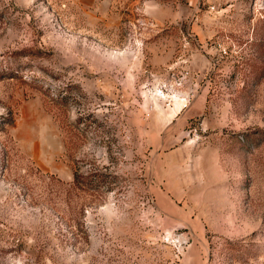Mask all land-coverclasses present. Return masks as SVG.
I'll list each match as a JSON object with an SVG mask.
<instances>
[{
    "label": "rangeland",
    "instance_id": "1",
    "mask_svg": "<svg viewBox=\"0 0 264 264\" xmlns=\"http://www.w3.org/2000/svg\"><path fill=\"white\" fill-rule=\"evenodd\" d=\"M0 264H264V0H0Z\"/></svg>",
    "mask_w": 264,
    "mask_h": 264
},
{
    "label": "trees",
    "instance_id": "2",
    "mask_svg": "<svg viewBox=\"0 0 264 264\" xmlns=\"http://www.w3.org/2000/svg\"><path fill=\"white\" fill-rule=\"evenodd\" d=\"M55 102L59 103L61 102V99H57ZM104 178V175H97L96 173L86 175L74 173V181L72 182V184H70V186L74 190L80 188L86 193L97 195V193L102 191V188L106 183Z\"/></svg>",
    "mask_w": 264,
    "mask_h": 264
}]
</instances>
